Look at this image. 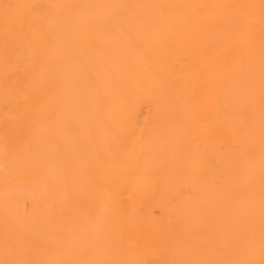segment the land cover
<instances>
[{
	"label": "bare ground",
	"instance_id": "6f19581e",
	"mask_svg": "<svg viewBox=\"0 0 264 264\" xmlns=\"http://www.w3.org/2000/svg\"><path fill=\"white\" fill-rule=\"evenodd\" d=\"M0 264H264V0H0Z\"/></svg>",
	"mask_w": 264,
	"mask_h": 264
},
{
	"label": "rangeland",
	"instance_id": "374dc122",
	"mask_svg": "<svg viewBox=\"0 0 264 264\" xmlns=\"http://www.w3.org/2000/svg\"><path fill=\"white\" fill-rule=\"evenodd\" d=\"M253 232H254V222H253ZM253 238H254V234H253Z\"/></svg>",
	"mask_w": 264,
	"mask_h": 264
}]
</instances>
